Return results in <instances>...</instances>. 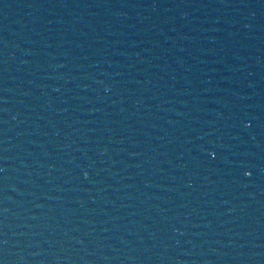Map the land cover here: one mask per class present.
I'll use <instances>...</instances> for the list:
<instances>
[{"label":"water","instance_id":"water-1","mask_svg":"<svg viewBox=\"0 0 264 264\" xmlns=\"http://www.w3.org/2000/svg\"><path fill=\"white\" fill-rule=\"evenodd\" d=\"M0 264H264V0H0Z\"/></svg>","mask_w":264,"mask_h":264}]
</instances>
